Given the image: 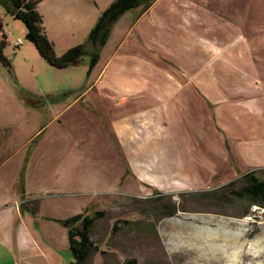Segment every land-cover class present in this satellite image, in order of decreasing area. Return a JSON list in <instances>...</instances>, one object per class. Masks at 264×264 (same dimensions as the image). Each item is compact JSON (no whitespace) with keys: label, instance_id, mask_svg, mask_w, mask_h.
Returning a JSON list of instances; mask_svg holds the SVG:
<instances>
[{"label":"crops","instance_id":"1","mask_svg":"<svg viewBox=\"0 0 264 264\" xmlns=\"http://www.w3.org/2000/svg\"><path fill=\"white\" fill-rule=\"evenodd\" d=\"M113 1L41 0L37 11L56 55L86 41ZM249 3L155 0L147 10L137 8L129 20H123L126 12L113 24L85 88L73 99L37 95L40 107L35 108L18 80V99L40 121L22 144L25 161L36 150L37 144L30 142L44 138L52 123L67 126L63 117L78 104L88 113L97 112L116 166L123 167L114 179H134L143 188L171 192L264 170V55L258 52L264 37L254 28L247 34L241 30ZM72 67L58 72L64 77ZM62 85L69 87V95L79 91L72 80ZM87 96L100 101L104 112ZM51 110L56 111L52 117ZM188 135L196 150H204V174L203 163L191 157L186 145ZM1 205L0 197V213L6 209ZM16 230L12 235L0 225V264H15L12 244L21 250L27 241L33 243L19 234L23 228Z\"/></svg>","mask_w":264,"mask_h":264},{"label":"rangeland","instance_id":"2","mask_svg":"<svg viewBox=\"0 0 264 264\" xmlns=\"http://www.w3.org/2000/svg\"><path fill=\"white\" fill-rule=\"evenodd\" d=\"M248 1L241 30L247 34L249 27L254 28L264 37V0ZM1 9L0 40L2 34L6 37L2 53L17 83L22 81L21 90L30 95L28 103L38 108L37 95L66 100L81 93L89 57L70 66L62 77L26 40L24 24ZM137 12V8L129 11L123 20ZM261 45L258 52L264 55V41ZM65 80H72L79 91L65 95L69 88L63 87ZM19 97L12 75L0 64V197L6 207L0 225L12 235L23 228L19 234L33 239L21 250L12 244L15 264H72L67 230L57 221L96 212L102 213L90 230L96 250L87 264H124L131 258L137 264H264V208L239 197L246 184L242 176L171 192L149 185L143 188L134 179H114L123 167L116 166L97 112L89 109L93 113H88L78 104L70 110L73 114L63 117L67 126L52 123L44 138L30 142V146L37 144L36 150L25 161L22 144L40 121ZM91 103L104 112L100 101ZM54 112H49L51 117ZM170 122L173 128L174 118ZM185 140L191 157L203 163L204 174V150L191 145V135ZM254 174L264 180V170Z\"/></svg>","mask_w":264,"mask_h":264},{"label":"trees","instance_id":"3","mask_svg":"<svg viewBox=\"0 0 264 264\" xmlns=\"http://www.w3.org/2000/svg\"><path fill=\"white\" fill-rule=\"evenodd\" d=\"M41 0H0V6L5 14L20 20L26 29L25 38L31 42L43 60L57 70L66 69L76 65L84 56L89 57L86 77L90 75L97 64L100 50L106 44L111 28L126 12L142 8L147 10L155 0H114L97 18L94 26L89 31L86 41L69 48L62 55H56L53 43L48 39L42 21V16L37 11ZM0 19V32H2ZM6 44V37L2 34L0 40V64L4 66L13 77V83L20 88L9 61L3 56L2 50ZM70 92L66 91L65 95ZM64 95V96H65ZM55 96H45L44 100H56ZM42 100V99H41ZM43 101V100H42ZM245 186L239 190V197L248 198L253 204L264 208V180L258 179L254 172L242 176ZM229 185L232 182L228 183ZM228 185V186H229ZM102 213L96 212L94 216L77 214L59 222L67 230L68 246L71 252L72 264H87L88 257L96 245L90 238V230L96 218ZM124 264H137L136 259L131 258Z\"/></svg>","mask_w":264,"mask_h":264},{"label":"built area","instance_id":"4","mask_svg":"<svg viewBox=\"0 0 264 264\" xmlns=\"http://www.w3.org/2000/svg\"><path fill=\"white\" fill-rule=\"evenodd\" d=\"M20 42H21V41H20V40H18V41H17V44H20Z\"/></svg>","mask_w":264,"mask_h":264}]
</instances>
